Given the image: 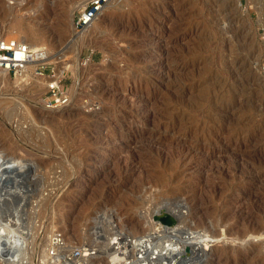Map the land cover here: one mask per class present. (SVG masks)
Segmentation results:
<instances>
[{"label": "rangeland", "instance_id": "rangeland-1", "mask_svg": "<svg viewBox=\"0 0 264 264\" xmlns=\"http://www.w3.org/2000/svg\"><path fill=\"white\" fill-rule=\"evenodd\" d=\"M80 1L0 0V37L46 47L70 95L47 108L48 76L0 77V158L28 165L24 197L0 214L22 202L31 240H3L0 264L18 251L14 264H56L55 233L82 264L89 245L172 207L190 230L212 227L210 259L264 264V0H115L83 40L69 29ZM14 10L23 31L8 27Z\"/></svg>", "mask_w": 264, "mask_h": 264}, {"label": "bare ground", "instance_id": "bare-ground-1", "mask_svg": "<svg viewBox=\"0 0 264 264\" xmlns=\"http://www.w3.org/2000/svg\"><path fill=\"white\" fill-rule=\"evenodd\" d=\"M86 1L87 0H82V1L78 2L75 6L72 7V9L70 10V13L68 15L71 16L72 13L74 12V10L79 9L81 6H83L86 3ZM112 1H115V0H108L107 4L103 7V9L100 12L99 16L93 21V23L86 30H84L82 33H79V35H78L79 39L83 40L85 38V36L89 34L88 31L91 30L92 28H94V29L95 28H97V29H101L102 28V25H103L102 24V19L103 18H101V17L104 15L105 8L107 6H109ZM135 5H137V4H135ZM117 6H119V5H117ZM141 6H143V8H144V5H141ZM14 11L16 13L18 10L17 11L14 10ZM142 11H143V9H142ZM149 11H147V12H149ZM133 14H134V12H133ZM131 15H132V13H131ZM19 18H20V14H18V13H16L12 17V22H10L11 24L8 26L9 29L10 28H15V30H17V31H23L22 28L20 27ZM150 19H152V18H150ZM69 20H70V23H69L70 28L69 29H73L72 28V22H71L72 20L71 19H69ZM116 24H117V22H116ZM33 27H29V28H31V33H34V32L36 33L37 30H35V29L33 30L32 29ZM122 27H123V25H122ZM126 27H129V25L126 26ZM120 28H121V26H120ZM133 28L134 27H132L131 29H133ZM19 33H21V32H19ZM30 37L34 38L35 34H32ZM37 37L40 39L41 35H40V37L37 35ZM28 38H29V35H28ZM36 40H37V38H36ZM29 42L30 43H28V44L31 47L32 46L33 47L36 46V45H33L32 44L33 42H31L30 40H29ZM40 46H43V45H40ZM79 52H80V49L77 48V50L74 52V57H75V61L74 62L78 61L77 58H78ZM74 64L67 65V68L71 69L72 71H74L76 69V65H74ZM8 76L9 75L5 71L0 70V77H2L3 81L8 79ZM28 76H29V74L26 76V78ZM252 79H255V78L253 77ZM13 81L14 82H21V81H24V80H23L22 77L15 76ZM48 81H49V78L46 77V82L44 83L45 86H46V83ZM217 81H218V79H217ZM7 82H8V80H7ZM212 82L214 83V81H212ZM215 83H216V81H215ZM221 105H223V104H221ZM224 106H225V104H224ZM219 107H221V106H219ZM104 135L106 136V134H104ZM131 135H133V134H131ZM137 153L132 152V153L129 154V156L131 157V160H134L136 157H138L139 154H137ZM148 153H149V151H148ZM25 162H27V161L25 160ZM25 162L20 160V159L14 158V157H12L11 159H6V157H5L4 160H3V158H0V202L1 203H2V200H4V202L7 201V200H10L9 198H13L14 199V197H20V198L24 197L23 192L26 189V188L24 189V185L25 184H23L24 183L23 181H24V178H25V173L24 172L28 169V165ZM18 171H20V172H18ZM14 201L16 202V200H14ZM11 202H13V200ZM9 203H10V201H9ZM13 204H11V205L13 206ZM21 204H22V202L20 203V205H17L15 207L13 206L8 211L4 210V212L0 214V244H2L3 240H5L6 242H9L8 245H14V246L19 244V243H21L23 245L25 243V246H26V243L27 244L30 243L31 240L29 241L26 238V236H25L26 232L23 231V229H25L26 227H25V224H24V226L22 224V216H23V214L21 216V211H20L21 209L19 210V207L23 205V204L22 205ZM173 204H175V203H173ZM112 210H113V208H112ZM166 211L159 210V208L156 209V210L153 209V211L151 213L157 214V216L155 215V219L153 218V220H154V222L152 221L153 224H150V223H148L146 221L145 223H147L146 225H148V227L145 228L146 225L144 224V222H142L145 225V226H143L145 228V231L147 229L146 233H144L145 231L144 232L141 231L142 234L139 233L140 235H137L138 234V232H137V234H136L137 236H134V235H132L133 234L132 232H134V231L131 232L132 234L130 232H129L130 234L126 233L127 235H123V233L121 231H117V230L115 232H111V234H110V232H108L110 234V236L107 237V240L105 239L106 237L104 238L106 240V242H102L100 240L102 243L97 244V245H99V247L97 245H96L97 247H94V245H93V247L91 248V246L89 245L90 248L87 249L86 251L84 250L86 254H89V256L85 255V253H84V255L87 256V257L85 258V262H83V263L89 264L91 262V260H92L93 255L98 253V255L100 254L99 255L100 257H98L97 260L98 259H103V260H105V264H111V263L112 264H116V263H120V264H221L218 258L217 259H210L208 257V252H207L208 250H211V251H209L210 253H214V251L216 250V249L214 250V248L211 249L212 241L214 240V237H216L214 235V233H212L213 230L212 231L209 230L212 227L211 228H207L206 227L205 229H201V233L199 232V230H190L191 228L189 229L188 228L189 226L185 227L184 226L185 224L183 223L184 220L187 219L188 216L183 215L179 211V209L178 210H174L173 207H172L171 210L169 209L167 212ZM24 213H26V212H24ZM165 213H167V215H165ZM153 216H154V214H153ZM166 216L167 217L169 216V222H167V223L163 221V218L166 217ZM172 216H173V218H172ZM146 217H147V215H146ZM174 220H176V223H174L175 222ZM177 220L178 221L180 220V222L183 223V225H180V222L178 224ZM250 220H251V218H250ZM194 221H198V220H194ZM202 221H201V223H202ZM173 223H174V225H173ZM214 223L216 224V222H214ZM257 223H256V225H257ZM134 225L136 227L142 226L141 223L139 224L137 222H135ZM167 225H168V227H167ZM169 225H171V226L169 227ZM259 225H260V223H259ZM195 226L198 227L199 223H196ZM195 226H193V228H196ZM204 226H207V224L204 225ZM261 226H262V224H261ZM209 227H210V225H209ZM243 228H242V230H243ZM130 229H132V227ZM28 230H29V228H28ZM103 232H104V230H103ZM252 232H255V231L253 230ZM92 233H93V231H92ZM160 233L162 235L158 236V234H160ZM257 233H256V235H257ZM104 235H105V233H104ZM257 236H259V235H257ZM109 239H111V241H109ZM3 243H5V242H3ZM244 243H245V241H244ZM61 247L63 248L64 244ZM16 248L17 249L15 251L18 250V247H16ZM24 249L27 250L28 248L26 249V247H25ZM29 250H31V247H30ZM10 251L13 252V249L9 250V252ZM218 251L220 252V249H218ZM19 252L20 251H18V253ZM18 253H17V255L19 256ZM80 253H81V251H80ZM22 254H23V251H22ZM82 254H83V252H82ZM12 255L13 254L11 253L10 256H12ZM14 255H15V258L18 257V256H16V252H15ZM14 255L11 258L7 256L9 258L8 261H7L8 264H10V263L14 264L15 262H17L16 259L14 258ZM49 255H50L49 254V249H47V250L45 249V255H44L45 259L49 258L50 257ZM4 257H6V256H4ZM80 257H82V256H80ZM18 258L20 259L21 257H18ZM0 260H4L1 249H0ZM6 260H7V258H6ZM76 260H78V259H76ZM19 261L20 260H18V264H23L22 261H20V262ZM82 261L83 260H81V262ZM24 262H26V261H24ZM235 262H236V260H235ZM99 263H100V260H99ZM73 264H74V262H73ZM230 264H231V262H230ZM233 264H237V263H233ZM240 264H244V262H242V263L240 262Z\"/></svg>", "mask_w": 264, "mask_h": 264}, {"label": "built area", "instance_id": "built-area-1", "mask_svg": "<svg viewBox=\"0 0 264 264\" xmlns=\"http://www.w3.org/2000/svg\"><path fill=\"white\" fill-rule=\"evenodd\" d=\"M108 0H87L86 3L77 9L72 18L74 34L82 33L99 16ZM49 53L44 46L31 47L23 40L16 38L0 37V70L5 71L9 76L22 77L24 81L28 74H34L37 78L48 76L42 104L49 107L64 106L69 103L70 95L61 84L60 77L55 66L51 65L48 59ZM23 81V82H24ZM52 249L50 262L56 264H73L80 256V250L63 251L62 237L55 233L51 239Z\"/></svg>", "mask_w": 264, "mask_h": 264}, {"label": "water", "instance_id": "water-1", "mask_svg": "<svg viewBox=\"0 0 264 264\" xmlns=\"http://www.w3.org/2000/svg\"><path fill=\"white\" fill-rule=\"evenodd\" d=\"M18 172H20V171H18ZM163 221L166 222V223L169 222V217H167V216L164 217V218H163ZM10 253H12V251H11Z\"/></svg>", "mask_w": 264, "mask_h": 264}]
</instances>
